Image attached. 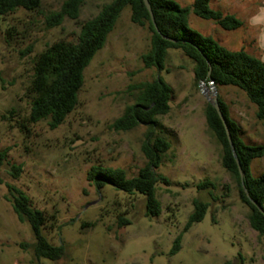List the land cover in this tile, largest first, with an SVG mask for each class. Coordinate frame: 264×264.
<instances>
[{
  "label": "rangeland",
  "instance_id": "rangeland-1",
  "mask_svg": "<svg viewBox=\"0 0 264 264\" xmlns=\"http://www.w3.org/2000/svg\"><path fill=\"white\" fill-rule=\"evenodd\" d=\"M65 1L42 0L35 12L18 9L0 17V152L7 151L0 185V264H264V237L250 227V209L222 166V149L207 125L208 101L195 81L193 62L182 51L169 50L163 71L145 68L151 33L131 21L129 7L84 70L78 105L66 121L55 130L49 120L30 123L35 58L55 42L76 44L81 25L111 2L86 0L78 20L66 18L49 28L47 18L60 12ZM173 1L189 8L196 0ZM211 8L235 16L243 26L225 31L190 14L193 30L227 50L261 56L264 0H212ZM159 77L171 87L172 96L169 113L157 119L155 135L171 144L158 173L171 184L157 186L161 214L146 217L142 196L111 186L98 191L88 173L93 167L122 169L130 179L146 165L141 148L149 128L117 132L112 124L136 102L134 88ZM203 88L209 95L210 87ZM217 92L244 142L264 145V123L245 94L234 87ZM12 166L21 167L18 178L11 176ZM251 173L255 178L264 174V157L252 162ZM205 181L215 188L200 190ZM7 185L49 216L44 236L54 246H65L61 260L35 258L33 231L6 200ZM196 199L209 207L204 219L185 232ZM120 217L131 224L119 228ZM180 235V249L173 254Z\"/></svg>",
  "mask_w": 264,
  "mask_h": 264
},
{
  "label": "trees",
  "instance_id": "trees-1",
  "mask_svg": "<svg viewBox=\"0 0 264 264\" xmlns=\"http://www.w3.org/2000/svg\"><path fill=\"white\" fill-rule=\"evenodd\" d=\"M86 0H66L61 11L50 15L47 20L49 28H55L66 18L78 20L80 10ZM151 4L156 31L144 0H111L104 5L99 14L80 27L76 44L58 41L38 55L33 63V76L29 94L31 101L29 121L38 124L49 120L52 130L60 127L78 105V96L84 85V70L96 53L105 44L122 11L131 9V21L151 33L150 50L143 56L147 69L164 70L169 50H180L194 64V78L197 83L204 82L216 88L234 87L243 92L247 100L256 107V118L264 123V62L244 50L234 52L227 50L210 37L193 30L189 25V16L213 21L225 31H234L243 26L235 16L224 15L211 8L212 0H196L192 7L183 8L173 0H148ZM42 0H0V17H7L18 9L35 12L41 7ZM167 37L170 40H165ZM210 73V76H209ZM134 87V86H132ZM132 87L130 88L131 90ZM138 91L136 102L126 107L123 115L113 124L117 132H129L143 125L149 128L142 144V153L146 165L139 170L136 177L128 179L122 169L93 167L88 173V180L98 191L106 186L127 195H140L145 200L146 217H157L162 212V205L157 199L159 184L169 186L170 180L159 174L165 154L171 144L164 137L156 136L158 117L170 111L171 87L159 77L153 82L135 87ZM221 111L225 117L236 155L244 173V185L251 200L264 205V174L255 178L251 173L254 160L264 157V145H248L240 134L239 125L231 118L228 105L218 97ZM206 122L221 146V163L236 181L242 202L250 209L248 221L250 227L264 237V215L254 206L242 187L238 165L229 145L227 133L217 111L208 103ZM7 151L0 152V185L3 184L1 169L5 165ZM21 167L12 166L10 174L18 178ZM6 200L22 224H28L34 234V256L40 260L59 261L65 256V246H54L44 236V230L50 222L49 216L33 207L30 198L14 186L7 185ZM200 190L215 188L214 183L205 181ZM194 212L189 217L185 232L200 223L209 205L199 199L193 202ZM131 224V220L120 217L119 228ZM182 235L174 244L173 254L179 251ZM24 246V245H23Z\"/></svg>",
  "mask_w": 264,
  "mask_h": 264
},
{
  "label": "water",
  "instance_id": "water-1",
  "mask_svg": "<svg viewBox=\"0 0 264 264\" xmlns=\"http://www.w3.org/2000/svg\"><path fill=\"white\" fill-rule=\"evenodd\" d=\"M144 3H145V6L147 8V10L149 11L150 13V16H151V19H152V22H153V25L156 29V31L159 33V30H158V26L155 22V18H154V15H153V11H152V7H151V4L148 0H144ZM165 40H170L169 38L167 37H163ZM170 41H174V40H170ZM209 76H210V73H209ZM205 85L204 82L201 83V91H202V94L206 97L208 103L217 111L218 115L220 116L222 122H223V125L225 127V130H226V133H227V137H228V141H229V145L231 147V150H232V153L234 155V158L236 160V163L238 165V169H239V173H240V178H241V182H242V187L246 193V196L248 197V199H250V196L245 188V185H244V173L242 171V168L240 166V162L238 160V157L236 155V151H235V147H234V144H233V141H232V137H231V134H230V131H229V127L227 125V122L225 120V117L221 111V108H220V105H219V101H218V92H217V88L214 86L213 83H211V87H210V94L208 95V93L206 92V90L203 88V86ZM251 203L257 207V209L264 215V210L262 208L261 205H259L256 201L254 200H251Z\"/></svg>",
  "mask_w": 264,
  "mask_h": 264
},
{
  "label": "crops",
  "instance_id": "crops-1",
  "mask_svg": "<svg viewBox=\"0 0 264 264\" xmlns=\"http://www.w3.org/2000/svg\"><path fill=\"white\" fill-rule=\"evenodd\" d=\"M262 32H264V26L262 27ZM264 34V33H263ZM262 34V35H263ZM262 38L260 39V42H259V39H258V45H259V49L261 51V56L258 57L260 58L263 62H264V35L261 36ZM252 55V54H251ZM254 56V55H253Z\"/></svg>",
  "mask_w": 264,
  "mask_h": 264
}]
</instances>
